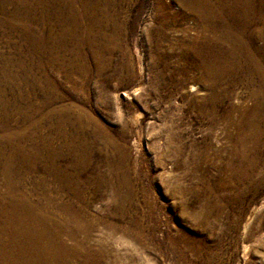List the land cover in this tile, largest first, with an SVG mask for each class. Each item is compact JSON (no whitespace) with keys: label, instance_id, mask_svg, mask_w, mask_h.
<instances>
[{"label":"rangeland","instance_id":"374dc122","mask_svg":"<svg viewBox=\"0 0 264 264\" xmlns=\"http://www.w3.org/2000/svg\"><path fill=\"white\" fill-rule=\"evenodd\" d=\"M73 1L39 61L15 15L33 0H0V238L55 231L61 256L34 264H264V70L178 0H103L89 23Z\"/></svg>","mask_w":264,"mask_h":264},{"label":"bare ground","instance_id":"6f19581e","mask_svg":"<svg viewBox=\"0 0 264 264\" xmlns=\"http://www.w3.org/2000/svg\"><path fill=\"white\" fill-rule=\"evenodd\" d=\"M83 7L84 16L89 22H100L102 18H104L107 6L103 4V0H91V3L88 5L86 0H78ZM7 5L9 3H14L15 0H3ZM32 2V1H31ZM28 6V9L23 12L18 10L17 15L28 16V18H32L37 27L35 34V51L37 52L38 60L43 61L45 53L50 54V50L52 49L53 36L56 33V26L54 25L55 20L59 25L70 24L71 21L74 23L76 18L75 12V3L73 0H33V3ZM181 4L186 6L190 11H192L195 15L198 14L200 17H211L210 19H214L213 24H207L206 29L211 32H215L214 27L217 29L218 38H222L227 41L229 45V49L227 51V60L230 61L232 66L246 68V73L251 75L252 73H258L261 75L262 70H264V62L261 61L257 57V54L261 52L264 54L263 46H258L256 44V38L259 34L264 30V0H178ZM86 3V4H83ZM6 6L5 4H3ZM10 5V4H9ZM8 7V6H6ZM3 9V8H2ZM82 10V9H81ZM187 11V10H186ZM114 12V11H113ZM116 12V11H115ZM183 12V11H182ZM16 13V12H15ZM111 13V12H110ZM185 13V12H184ZM100 15V18L98 17ZM197 15V16H198ZM113 17V16H112ZM99 18V19H98ZM55 19V20H54ZM54 20V21H53ZM114 20V19H113ZM105 21V20H104ZM209 21V20H208ZM76 22V21H75ZM112 22V21H111ZM205 24V23H204ZM99 25V24H98ZM206 26V25H205ZM58 27V26H57ZM62 27V26H61ZM71 27V26H70ZM91 27V26H90ZM100 27V26H99ZM64 28V27H63ZM67 28V27H66ZM219 28V29H218ZM95 29V28H94ZM101 29V28H100ZM61 30V29H60ZM66 31L64 30L63 33ZM99 32V31H98ZM62 33V34H63ZM72 33V32H70ZM214 33V34H215ZM73 34V33H72ZM77 35V34H76ZM62 37V36H61ZM55 39V38H54ZM221 39V40H222ZM66 40V39H65ZM90 42V41H89ZM51 44V45H50ZM67 44V43H66ZM89 45V44H87ZM66 47V46H65ZM53 51V50H52ZM93 53V52H92ZM46 56V55H45ZM50 57V56H49ZM264 58V56H263ZM37 60V61H38ZM47 61V60H46ZM50 62H48L49 64ZM54 63V62H53ZM42 64V62H41ZM45 64V63H44ZM64 64V63H63ZM40 68V67H38ZM39 71V70H38ZM42 72V71H41ZM44 74V73H43ZM264 73L262 74V76ZM259 78V77H258ZM262 78V80H261ZM248 83H253L251 79L247 80ZM257 86V92L259 98L261 99L262 104H264V77H260V83ZM1 106V105H0ZM264 108V106H263ZM1 112V111H0ZM262 115H264V109L260 111ZM3 113H0L2 118ZM5 117V116H4ZM0 118V121L2 120ZM7 118V117H6ZM3 122V121H1ZM6 122V121H5ZM61 122V121H60ZM7 123V122H6ZM5 123V124H6ZM38 123V122H37ZM65 124V123H64ZM3 125V124H2ZM69 125V124H67ZM263 125V126H262ZM38 126V125H37ZM261 128H259V134L264 136V124H261ZM6 128V127H5ZM11 128V127H10ZM8 129V128H7ZM2 130V129H1ZM4 130V129H3ZM25 130V129H24ZM5 131V130H4ZM12 131V130H11ZM8 132V131H7ZM63 133V132H62ZM27 134V133H26ZM5 135V134H4ZM10 136V135H9ZM5 138V137H4ZM4 140V139H3ZM6 140V139H5ZM14 140V139H13ZM18 141V140H17ZM4 142V141H3ZM14 147V146H13ZM59 153V152H58ZM57 153V154H58ZM1 156V155H0ZM51 157V156H50ZM4 159V158H3ZM2 160V159H1ZM49 160V158H48ZM47 160V161H48ZM22 161V160H21ZM51 162V161H50ZM35 163V162H34ZM72 163V162H70ZM76 163V162H74ZM73 164V163H72ZM11 165V164H10ZM57 165V164H56ZM73 166V165H72ZM48 167V166H47ZM10 168V167H9ZM55 168V167H54ZM51 170V169H50ZM10 171V170H9ZM7 172V171H6ZM56 173V171H55ZM58 174V173H57ZM61 176V175H60ZM60 178V177H59ZM69 180V179H68ZM11 181V180H10ZM56 181V180H55ZM9 183V182H8ZM57 184V183H56ZM75 184V183H74ZM8 185V184H7ZM14 185V184H13ZM12 185V186H13ZM58 185V184H57ZM11 186V187H12ZM69 186V185H68ZM9 187V186H8ZM62 187V186H60ZM56 188V187H55ZM64 188V187H63ZM76 188V187H75ZM8 190V189H6ZM62 190V189H61ZM83 190V189H82ZM16 191V190H15ZM25 191V190H24ZM11 193L13 191H10ZM18 192V191H17ZM46 192V191H45ZM24 193V192H23ZM30 193V192H29ZM64 193V192H62ZM51 195V194H50ZM74 195V194H73ZM17 196V195H16ZM28 196V195H27ZM30 196V195H29ZM46 196V195H45ZM72 196V195H71ZM8 197V196H7ZM48 197V196H47ZM78 197V196H77ZM49 198V197H48ZM29 199V198H28ZM73 199V198H72ZM21 200V199H20ZM19 200V201H20ZM8 201V200H7ZM23 201V200H22ZM33 201V200H32ZM38 201V200H37ZM82 202V201H81ZM84 202V201H83ZM40 203V202H39ZM5 204V203H4ZM7 204V203H6ZM14 204V203H13ZM18 204V203H17ZM35 204V203H34ZM84 205V204H83ZM10 206V205H9ZM18 206V205H17ZM23 206V205H22ZM26 206V205H25ZM37 206V205H36ZM53 206V205H52ZM66 206V205H65ZM70 206V204H69ZM85 206V205H84ZM1 207V206H0ZM5 207V206H4ZM13 207V206H12ZM11 207V208H12ZM44 207V206H43ZM47 207V206H46ZM59 207V206H58ZM79 207V206H78ZM3 208V207H2ZM1 208V209H2ZM17 208V207H16ZM22 208V207H21ZM33 208V207H32ZM42 208V206H41ZM51 208V207H50ZM62 208V207H61ZM66 208V207H65ZM10 209V208H9ZM18 209V208H17ZM75 209V208H74ZM77 209V208H76ZM83 209V208H82ZM85 209V208H84ZM4 210V209H3ZM20 210V208H19ZM35 210V209H34ZM37 210V209H36ZM51 210V209H50ZM57 210V209H56ZM68 210V209H67ZM10 211V210H9ZM17 211V210H16ZM5 212V211H4ZM30 212V211H29ZM35 212V211H32ZM3 213V212H2ZM43 213V212H42ZM41 213V214H42ZM70 213V212H68ZM4 214V213H3ZM10 214V213H9ZM16 214V213H15ZM18 214V213H17ZM16 214V215H17ZM45 214V213H44ZM60 214V213H59ZM26 215V214H24ZM28 215V214H27ZM38 215V214H37ZM47 215V214H46ZM54 215V214H53ZM64 215V214H63ZM70 215V214H69ZM31 216V215H30ZM56 216V215H55ZM80 216V215H79ZM78 216V217H79ZM5 217V215H4ZM3 217V218H4ZM20 217V216H19ZM41 217V216H40ZM50 217V216H49ZM64 217V216H63ZM66 217V216H65ZM73 217V216H72ZM59 218V216L57 217ZM12 219V218H11ZM20 219V218H19ZM24 219V218H23ZM44 219V218H43ZM50 219V218H49ZM66 219V218H65ZM82 219V218H81ZM9 220V219H7ZM26 220V219H24ZM52 220L53 217H52ZM59 220V219H58ZM80 220V219H79ZM6 221V220H5ZM19 221V220H18ZM40 218L35 215V213L30 217V222L33 224L36 222L39 223ZM48 221V220H47ZM61 221V220H60ZM63 221V220H62ZM7 222V221H6ZM51 222V221H50ZM57 222V221H56ZM72 222V221H71ZM35 223V224H36ZM49 223V222H48ZM54 223V222H53ZM63 223V222H62ZM79 223V222H76ZM19 224V223H18ZM17 224V225H18ZM21 224V223H20ZM40 224V223H39ZM43 224V223H42ZM45 224V223H44ZM72 224V223H71ZM1 225V224H0ZM27 225V224H26ZM58 225V224H56ZM69 225V224H68ZM74 225V224H73ZM85 225V224H84ZM12 227V225H10ZM21 226V225H20ZM31 226V225H30ZM70 226V225H69ZM79 226V225H78ZM77 226V227H78ZM4 227V226H3ZM16 227V226H15ZM50 227V226H49ZM48 227V228H49ZM53 227V226H51ZM83 227V226H82ZM85 227V226H84ZM18 228V227H16ZM7 229V228H6ZM19 229V228H18ZM21 229V228H20ZM27 229V228H26ZM29 229V227H28ZM51 229V228H50ZM48 229V230H50ZM60 229V228H59ZM82 229V228H81ZM62 230V229H61ZM78 230V229H77ZM11 231V230H10ZM21 242L18 247L13 248L10 243L13 241L12 234L8 233V236H3L4 239L0 238V240H4L6 242L7 248L4 247L3 259L1 258L0 262H6L8 258L9 262L15 264H28L38 262L40 263V259H43L45 263L53 262L56 258L61 256L63 252V244H59L55 241L57 237L54 233L50 234L47 230L35 229L32 230H20ZM53 231V230H52ZM51 231V232H52ZM65 231V230H64ZM68 231V230H67ZM74 231V230H73ZM19 232V230H18ZM1 233V232H0ZM64 233V232H63ZM75 233V232H74ZM20 234V233H19ZM61 234V233H60ZM73 234V233H72ZM80 234V233H79ZM84 234V233H83ZM2 235H6L5 232ZM15 235V233H14ZM68 236V235H67ZM1 237V236H0ZM15 237V236H14ZM17 237V236H16ZM43 237V239H40ZM74 237V234L73 236ZM71 237V238H72ZM76 237V236H75ZM78 237V236H77ZM68 238V237H67ZM16 239V238H15ZM14 239V240H15ZM60 239V238H59ZM66 239V238H65ZM73 239V238H72ZM75 239V238H74ZM78 239V238H77ZM84 239V238H83ZM85 240V239H84ZM83 240V241H84ZM26 241V242H25ZM66 241V240H65ZM70 241V240H69ZM79 241V240H78ZM16 242V241H13ZM20 242V241H19ZM25 242V243H24ZM76 242V241H75ZM1 243V242H0ZM82 243V242H80ZM2 244V243H1ZM14 244V243H13ZM29 244V245H27ZM75 244V243H74ZM85 244V243H84ZM17 245V244H16ZM82 245V244H81ZM11 246V247H8ZM72 246V245H71ZM85 246V245H84ZM23 248V250L21 249ZM26 247V248H25ZM76 247V246H75ZM78 247V246H77ZM83 247V246H82ZM21 250V255L19 258H15V252ZM66 248V247H65ZM64 248V249H65ZM74 248V247H73ZM84 248V247H83ZM88 249V248H87ZM62 251V252H61ZM19 252V253H20ZM29 252L28 259L31 261L25 260V255ZM73 252V251H72ZM1 253V252H0ZM18 253V252H17ZM66 253V252H65ZM68 253V252H67ZM71 253V252H70ZM77 253V252H76ZM84 254V253H83ZM73 255V254H72ZM76 255V254H75ZM78 255V254H77ZM76 255V257H77ZM65 256V255H64ZM63 256V257H64ZM90 256V255H89ZM88 256V257H89ZM66 257V256H65ZM68 257V256H67ZM70 257V256H69ZM91 257V256H90ZM82 258V257H81ZM84 258V257H83ZM69 259V258H68ZM59 260V259H57ZM72 260V259H71ZM26 261V262H25ZM61 261H64L61 260ZM69 261V260H68ZM76 261V260H75ZM57 262V261H56ZM71 262V261H70ZM78 262V261H77ZM76 262V263H77ZM81 263V262H79ZM74 264V263H73ZM85 264V263H84Z\"/></svg>","mask_w":264,"mask_h":264}]
</instances>
